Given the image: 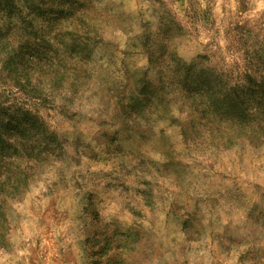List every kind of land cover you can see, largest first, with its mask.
I'll use <instances>...</instances> for the list:
<instances>
[{
	"label": "rangeland",
	"instance_id": "rangeland-1",
	"mask_svg": "<svg viewBox=\"0 0 264 264\" xmlns=\"http://www.w3.org/2000/svg\"><path fill=\"white\" fill-rule=\"evenodd\" d=\"M188 67L264 74V0H0V264H264V109L201 121Z\"/></svg>",
	"mask_w": 264,
	"mask_h": 264
},
{
	"label": "trees",
	"instance_id": "trees-1",
	"mask_svg": "<svg viewBox=\"0 0 264 264\" xmlns=\"http://www.w3.org/2000/svg\"><path fill=\"white\" fill-rule=\"evenodd\" d=\"M189 71L190 67L184 70L185 77L179 74L180 78H178L177 83L181 86L182 90L186 87L191 92L186 100L193 102L201 100L200 106L202 109L204 108L199 117L201 121L208 120L209 114H211L219 116L220 118L230 117L232 120L240 119L246 122L248 117L251 118L255 113L253 110L255 107L256 109H260L261 107L264 109V74H260L257 80H248V86L246 87L242 86L240 80L235 83H230V80L227 79L225 85L219 92L210 91L213 97L209 98V94L205 95L203 94L205 91L202 92L199 90L196 84L197 79L190 78ZM245 90L249 94L260 92L261 95L256 99V103L249 101V98L244 93L241 94V91L245 92ZM252 121L255 125V120L252 119ZM31 123L32 121L28 122V124ZM8 124L11 125V123ZM239 127L242 129L243 126L239 125ZM6 151L0 154V248H2V241L5 239L4 223L8 219L5 216V211L7 210L6 204L23 195V186L27 185L30 177L28 170L21 167V164H12L15 156L13 153Z\"/></svg>",
	"mask_w": 264,
	"mask_h": 264
}]
</instances>
